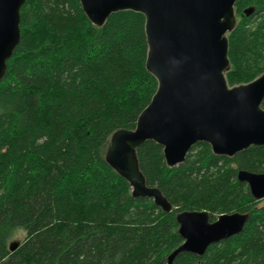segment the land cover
Instances as JSON below:
<instances>
[{
	"label": "trees",
	"instance_id": "16d2710c",
	"mask_svg": "<svg viewBox=\"0 0 264 264\" xmlns=\"http://www.w3.org/2000/svg\"><path fill=\"white\" fill-rule=\"evenodd\" d=\"M20 13L21 39L0 82V264H169L184 241L183 210L249 218L203 255L179 252L170 264H264V198L238 179L264 172V145L228 157L198 142L170 167L163 147L145 141L140 170L170 212L135 197L105 159L112 133L134 129L158 87L146 67L145 15L119 11L97 27L79 0H26ZM235 18L230 86L264 72V0H237ZM17 229L26 236L11 251Z\"/></svg>",
	"mask_w": 264,
	"mask_h": 264
},
{
	"label": "water",
	"instance_id": "95a60500",
	"mask_svg": "<svg viewBox=\"0 0 264 264\" xmlns=\"http://www.w3.org/2000/svg\"><path fill=\"white\" fill-rule=\"evenodd\" d=\"M25 1L0 0V82L21 39L20 11ZM79 1L97 27L119 11L134 10L146 17V67L158 87L136 127L114 131L105 152L107 163L131 184L135 197L152 198L163 211L172 210L163 193L147 185L140 170L137 150L145 141L163 147L170 167L183 162L198 142L208 143L215 155L228 157L264 145V72L236 86H230L225 76L237 0ZM238 179L248 184L256 199L264 198V172L240 170ZM248 218V213L239 211L222 213L214 220L206 210L179 211L176 220L184 241L169 255L168 263L183 251L203 255L211 244L241 232ZM18 245L11 243L10 250Z\"/></svg>",
	"mask_w": 264,
	"mask_h": 264
},
{
	"label": "rangeland",
	"instance_id": "374dc122",
	"mask_svg": "<svg viewBox=\"0 0 264 264\" xmlns=\"http://www.w3.org/2000/svg\"><path fill=\"white\" fill-rule=\"evenodd\" d=\"M26 236V232L23 229H17L13 232V235L10 238V244L13 242H22Z\"/></svg>",
	"mask_w": 264,
	"mask_h": 264
}]
</instances>
